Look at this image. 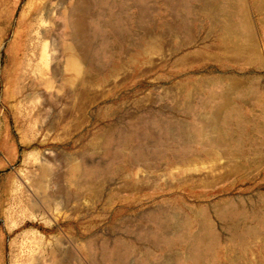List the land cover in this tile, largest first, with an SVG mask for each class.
I'll return each instance as SVG.
<instances>
[{
  "label": "rangeland",
  "instance_id": "rangeland-1",
  "mask_svg": "<svg viewBox=\"0 0 264 264\" xmlns=\"http://www.w3.org/2000/svg\"><path fill=\"white\" fill-rule=\"evenodd\" d=\"M195 258L264 264V0H0V264Z\"/></svg>",
  "mask_w": 264,
  "mask_h": 264
},
{
  "label": "bare ground",
  "instance_id": "bare-ground-1",
  "mask_svg": "<svg viewBox=\"0 0 264 264\" xmlns=\"http://www.w3.org/2000/svg\"><path fill=\"white\" fill-rule=\"evenodd\" d=\"M44 8V7H43ZM77 9H79V8H77ZM41 12H42V10H40ZM31 19V18H30ZM42 19V18H41ZM237 21H231L230 22V25L228 26V31H230V32H233V33H235L236 35H239V36H244V37H246V39L247 40H249V39H251V31H250V26H249V23H248V21H247V19L242 15V12H241V15H237V19H236ZM39 25V24H38ZM29 28V27H28ZM32 28H33V26H32ZM80 32V31H79ZM44 38V37H43ZM31 40V39H30ZM44 41V40H43ZM35 43V42H34ZM32 44V43H31ZM24 45H25V42H24ZM68 48H70V47H68ZM38 50H40V49H38ZM37 52V51H36ZM48 52V51H47ZM60 52V51H59ZM40 54H41V52H39ZM67 53V52H66ZM31 54V53H30ZM60 54V53H59ZM22 55H23V53H22ZM36 55H39L38 53H36ZM36 55H34V56H36ZM25 56H27V55H25ZM64 55L62 54V57H63ZM67 56V63H66V66H65V68H64V70L65 69H69L70 71H75V72H78L80 69H81V61L79 60V58L77 57V55L74 53V51H73V49L71 48V49H69L68 50V55H66ZM20 57V56H19ZM39 57V56H38ZM25 58V57H24ZM29 58V57H28ZM33 58V57H32ZM20 59V58H19ZM39 59V58H38ZM52 59V58H51ZM47 60V59H46ZM56 60H58V59H56ZM36 61H38V60H36ZM48 61H50V60H48ZM26 62V61H25ZM41 62L42 63H45V62H43V59L42 58H40V61L39 62H37V63H40L41 64ZM18 63H19V61H18ZM50 63H52V60H51V62ZM30 65V64H29ZM50 66V65H49ZM48 66V67H49ZM32 67H33V65H32ZM31 67V69H33ZM36 67V66H35ZM27 68V67H26ZM26 68H24V69H26ZM43 68V67H42ZM42 68H40V69H42ZM20 69H22V68H20ZM29 69V68H28ZM30 69V70H31ZM36 68H34V70H35ZM49 69V68H48ZM38 71H42V70H38ZM67 71V70H66ZM19 72V71H18ZM25 72H28L27 70H25ZM60 72V71H59ZM29 74H30V72H29ZM29 74H26L27 75V77L29 78ZM41 75H44V72H43V74L42 73H40ZM49 74V73H48ZM37 75V74H36ZM41 75H37V76H39L38 78H40V76ZM55 75V74H54ZM19 76H20V74H19ZM25 76V75H24ZM17 77V76H16ZM45 77V76H44ZM20 78V77H19ZM25 78V77H24ZM32 78H33V76H32ZM37 78V77H36ZM46 78V77H45ZM45 78L43 79V77H41L40 79V81L39 80H37V82H32V83H34V86H33V89H35V91L37 90H40L41 91V88H42V86L46 83L45 81H42V79L43 80H45ZM17 79V78H16ZM49 79H51V78H49ZM54 79V77L52 78V80ZM28 80H30V79H28ZM48 81V80H47ZM51 81V80H50ZM53 81H56V80H53ZM44 82V83H43ZM24 83V82H23ZM27 83V82H26ZM31 83V82H30ZM49 83H51V82H49ZM54 83V82H53ZM17 86V85H16ZM15 86V87H16ZM31 86V85H30ZM29 86V87H30ZM32 87V86H31ZM17 88V87H16ZM27 88V87H26ZM51 88V87H50ZM29 89V88H28ZM219 89H220V87H219ZM31 90V89H30ZM15 92V91H14ZM28 92H32L33 93V91L31 90V91H28ZM21 93V92H20ZM39 93V92H38ZM37 93V94H38ZM33 94H36V92L35 93H33ZM211 95V94H210ZM231 97H232V95L229 93V92H223V91H221V90H219L218 92L216 91V92H214L212 95H211V97H209L210 99H209V101H208V105L210 106V111L209 112H207V115H209V117H208V119L210 120L209 122H207V123H202V124H200V125H198L197 127H187V128H185L184 129V131H183V135H185L188 139H190L191 141L192 140H194V139H196L198 136H204V137H207V142L210 144V145H212L213 147H219V146H221L222 145V134H221V132H220V125H221V123H222V121L224 120V115H225V108H228L229 106H230V101H231ZM13 98V97H12ZM32 98V97H31ZM24 99V98H23ZM23 99H21V100H23ZM36 99V98H35ZM30 100V99H29ZM19 102V101H18ZM20 106V105H19ZM39 116V115H38ZM207 117V116H206ZM208 119H207V121H208ZM206 121V120H205ZM204 121V122H205ZM197 123V122H196ZM196 125V124H195ZM212 134L214 135L213 137H212ZM189 140V141H190ZM187 141V140H186ZM186 158V157H185ZM188 158V157H187ZM182 160H185V159H182ZM91 174V173H90ZM87 176H90L89 174H87ZM84 180V179H83ZM38 186H39V184H38ZM37 187V186H36ZM42 187L43 186H39L38 187V190H41L42 189ZM46 187V186H45ZM44 191H46L45 189H42L40 192H44ZM46 193V192H45ZM45 198H47V197H45ZM48 203H49V201H48ZM165 222H166V225H167V227H168V229H169V223L168 222H170V221H168V219L167 220H165ZM164 225V224H163ZM207 225V224H206ZM204 227L203 228H206L205 227V225H203ZM162 238V237H161ZM161 240H163V239H161ZM165 240H167V238H164V240H163V242L165 241ZM203 239L201 238V241H202ZM160 242V241H159ZM178 242V241H177ZM194 248V246L192 247V249ZM196 252L195 251H193V254H195ZM196 260V261H195ZM198 258H195L194 259V262H195V264H198L199 262H198Z\"/></svg>",
  "mask_w": 264,
  "mask_h": 264
}]
</instances>
